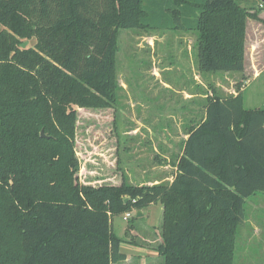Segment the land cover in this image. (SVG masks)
Returning a JSON list of instances; mask_svg holds the SVG:
<instances>
[{"label":"trees","instance_id":"obj_1","mask_svg":"<svg viewBox=\"0 0 264 264\" xmlns=\"http://www.w3.org/2000/svg\"><path fill=\"white\" fill-rule=\"evenodd\" d=\"M260 10L261 0H0V264H117L127 255L113 218L157 202L163 264H235L247 199L264 191V108H247L242 89L205 98L172 181L134 184L122 171L82 183L76 138L79 109L117 107L121 29L193 32L200 71L243 72Z\"/></svg>","mask_w":264,"mask_h":264},{"label":"rangeland","instance_id":"obj_2","mask_svg":"<svg viewBox=\"0 0 264 264\" xmlns=\"http://www.w3.org/2000/svg\"><path fill=\"white\" fill-rule=\"evenodd\" d=\"M256 34L258 32L250 27L246 63L254 71L255 68H262L256 77L253 73L249 76L239 71L190 75L194 69L199 71L198 62H180L176 53L182 52L183 47L177 48L175 42H195L197 37L194 33L121 29L116 66L122 90L117 107L79 109L76 149L81 166L80 181L93 184L120 182L122 171L134 184H155V179L170 176L173 172L170 166L172 151L176 152L182 144H177L176 149L172 148L169 139L175 135L178 142L183 139L181 131L185 129L178 128L177 124L184 118L190 105L184 90L198 94L194 101L200 105L205 102L204 95L214 89L225 96L234 93L230 92L231 89L238 93V88L244 85L245 106L264 108V39ZM164 40L169 45L161 44ZM259 40L260 44L255 49ZM29 43L34 44L35 40ZM252 44L255 45L252 48L253 58L250 53ZM196 51L197 47H193L194 54ZM226 73L237 76L235 78ZM230 77L236 79L232 87ZM199 79L205 85L200 84ZM137 211H132L130 220L125 219L124 215L113 218L117 235L131 237L129 233L126 235L128 229L124 235L122 233L123 226L129 222L138 227L137 231L143 229L142 232L155 230V226L162 224V203L143 208L145 215L141 217L136 216ZM144 257L155 261L157 250L150 249ZM235 264H264V191L247 199L245 220L239 225L237 234Z\"/></svg>","mask_w":264,"mask_h":264},{"label":"crops","instance_id":"obj_3","mask_svg":"<svg viewBox=\"0 0 264 264\" xmlns=\"http://www.w3.org/2000/svg\"><path fill=\"white\" fill-rule=\"evenodd\" d=\"M260 18L264 19V12H260L259 13ZM253 27L258 34L257 35H261L262 38L260 39H264V22L263 21H259V20H254L249 18L248 22H247V29H246V62H245V69L242 72L243 75H249L251 76V74L253 73L254 77H256L260 71L262 70V68L260 70H258L257 68H255V71L253 69H250L246 66L247 63V53H248V36H249V28ZM167 31H173V30H167ZM176 31H182V30H176ZM186 32V31H183ZM187 33H193V32H187ZM195 34V33H194ZM196 35V34H195ZM259 37V36H257ZM168 41L164 40V42H161V44H167ZM194 41H190L188 40L186 41H177L175 42V45H177V48L183 47V51L180 53H176V57L180 59L181 61L184 62H192L195 63L198 61L197 58V51L193 52V47H197L196 46V41L193 43ZM258 44H260V40L259 42H257L256 46L254 44H252V46L250 47V53L252 55V58L254 57L253 54V50L252 48L255 46V49L258 48ZM169 45V44H167ZM185 48V50H184ZM175 57V58H176ZM264 60V57H262ZM183 63V62H182ZM254 66V65H253ZM264 67V66H263ZM170 68H167V70H169ZM181 69V68H179ZM191 73V72H190ZM210 72H202V71H197L194 69L193 73H191L190 75H209ZM226 75H231L234 76L230 73H226ZM237 76V75H235ZM234 76V77H235ZM236 78V77H235ZM233 77L229 78V84H231V87L233 86V84L236 82V79ZM247 79V78H246ZM246 79L243 81L245 82ZM198 82L200 84H204L200 79L198 80ZM165 86H169L168 83H164ZM205 85V84H204ZM203 85V86H204ZM238 86V85H237ZM244 87V85H243ZM243 87H239L240 89H242L243 91ZM238 88V89H239ZM185 94H186V98L187 100H189L190 105L187 108L186 111V115L184 116V118L181 119L180 123L177 124L178 128H182L184 127L185 131H181L182 132V136L183 139L179 140V142L177 141V135L173 136V138L169 139V142L171 144L172 148H177V144L183 142V140H186L189 136V134L187 133L188 129L191 126H194L196 124H198L199 122H201L202 120H204L205 118V109H204V103H201L200 105H198L195 101L194 98L198 95L195 94L193 91H186L184 90ZM230 92H234L232 94H237L236 91H231ZM210 93H207L206 95H204V97H207ZM176 127V126H175ZM177 151L173 152V160L171 163V168L173 169V172L170 173V176H165V178L163 179H155L154 181H156V183H160V182H164V181H172L174 176L177 173V160L176 157L178 154L182 153V146L180 147V149H176ZM171 160V159H170ZM152 180H150L149 182H151ZM138 184H148L145 182H141ZM159 203V202H157ZM154 204V203H153ZM152 205V204H151ZM163 211H164V207H163ZM145 213L143 211V215L144 216ZM131 218V217H130ZM129 218V220H130ZM163 222V220H162ZM119 226V225H118ZM113 227H114V220H113ZM120 227V226H119ZM136 228H138L136 225H134L133 223H127L125 226H123V235L126 232V230L128 229L129 232H126V235L129 233V235L132 237H123V236H119L121 238H123V241L121 243V251H123L126 255L127 258L124 261L118 262L117 264H163V256L157 251V258L155 261H149V258H145L144 256H147V252L150 251V249H156V246L162 241V224L155 226V230H144L145 232H142V230L137 231ZM115 229V227H114ZM115 231V230H114ZM125 248L127 250H125ZM148 260V261H146Z\"/></svg>","mask_w":264,"mask_h":264},{"label":"water","instance_id":"obj_4","mask_svg":"<svg viewBox=\"0 0 264 264\" xmlns=\"http://www.w3.org/2000/svg\"><path fill=\"white\" fill-rule=\"evenodd\" d=\"M262 2H264V0H261ZM27 45V43H24V46H26ZM41 136L42 137H48L45 133H44V131L42 130L41 131ZM126 201H128V199H126ZM143 215V211L141 210V209H139L138 211H137V214H136V216L137 217H141Z\"/></svg>","mask_w":264,"mask_h":264},{"label":"built area","instance_id":"obj_5","mask_svg":"<svg viewBox=\"0 0 264 264\" xmlns=\"http://www.w3.org/2000/svg\"><path fill=\"white\" fill-rule=\"evenodd\" d=\"M125 219H129L130 217H132V213H126L124 214Z\"/></svg>","mask_w":264,"mask_h":264}]
</instances>
